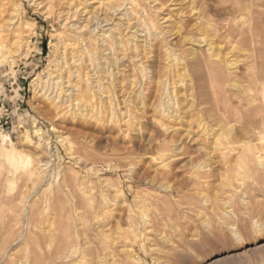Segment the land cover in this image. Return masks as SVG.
I'll use <instances>...</instances> for the list:
<instances>
[{"label": "rangeland", "instance_id": "1", "mask_svg": "<svg viewBox=\"0 0 264 264\" xmlns=\"http://www.w3.org/2000/svg\"><path fill=\"white\" fill-rule=\"evenodd\" d=\"M57 1L50 15L31 0L0 10L1 26L16 10L27 27L21 45L0 28V135L29 159L11 167L0 155V264H57L58 250L59 264L110 263L111 249L120 264H264V0H137L158 28L140 26L135 42L129 18L95 25L97 0L82 15ZM83 46L104 89L60 110L53 84ZM213 56L218 69L206 68ZM149 195L164 214L154 228L141 216Z\"/></svg>", "mask_w": 264, "mask_h": 264}, {"label": "bare ground", "instance_id": "2", "mask_svg": "<svg viewBox=\"0 0 264 264\" xmlns=\"http://www.w3.org/2000/svg\"><path fill=\"white\" fill-rule=\"evenodd\" d=\"M3 2V0H0V2ZM5 1V0H4ZM32 2L36 3V6H41L43 4H45L46 6L43 7L45 9V12L44 14H47V15H50L51 14V10L52 9V5H53V2L54 0H31ZM59 1V0H58ZM57 1V2H58ZM61 1H64V0H61ZM88 0H68V5L69 6H72L73 3L76 4L71 10L69 8V11H74V13L76 14V12L81 8V6H83L85 3H87ZM66 2V0H65ZM89 2V1H88ZM103 2V1H102ZM101 0H97L91 7H93L94 5H96V7L93 8V12L98 9L100 10V13L101 15H99V12L97 11V14L95 13H91V20H94L96 22L95 25H100L101 23H103L105 25H110L108 23H110V18L111 16L113 15H118L119 16V20H123L124 18V21H126L127 18H129L126 22H125V30H128L130 31V35H129V38H131V41L132 42H135V38H136V34L137 32H139L138 28L140 26H145V30H151V31H156V29L158 28V25L151 19L149 18L148 14L145 13V10L141 7V5L139 3H137V0H120L119 2H113L112 0H108V4L107 3H102ZM263 2V1H262ZM56 3V2H55ZM60 3H63V2H60ZM14 4L12 3V0H6L5 2H3L1 5H0V10L1 8H3V6H13ZM54 7V6H53ZM103 8L104 11H103ZM68 11V12H69ZM79 11H83L82 9H80ZM71 13V12H70ZM73 13V12H72ZM73 13V15L75 16V14ZM84 13V11L81 13V15ZM13 16L7 20V24H3L2 26L0 25V28H7L10 32V34L13 35V38L16 40L14 41V45H21L23 43V34L25 33V30L27 29V27L23 26L22 24H20L18 21V18H17V11L16 10H13ZM255 19H254V23H253V26H252V30L253 31H258L259 30V22L257 21V19L259 18L258 17V13H255ZM69 15V14H67ZM71 16V15H70ZM69 17V16H68ZM90 18V17H88ZM67 20V19H66ZM87 20V19H86ZM163 22H166L168 20V18H162L161 19ZM199 19H196V21H198ZM31 22V21H30ZM261 23V22H260ZM114 24V23H112ZM199 24V23H198ZM203 24V23H202ZM202 24L200 23V27L202 26ZM102 25V24H101ZM198 25V26H199ZM85 26H83L84 28ZM207 27H204V25L202 26V30L205 31L207 30ZM96 28V27H95ZM177 28V27H176ZM115 29V28H114ZM116 30V29H115ZM119 30V29H117ZM201 31V30H200ZM99 33V32H98ZM170 33V32H169ZM106 34V32L104 33V35ZM161 34V33H160ZM102 33L100 35H97L98 37H96V39L98 38V43L100 44V49H103L104 51H111L112 48H113V44L110 43V44H107V45H104V43L106 42L105 41V36H104ZM125 36V35H124ZM124 36L122 34L118 35L119 38H124ZM133 36V37H132ZM205 37V36H204ZM253 37V35H252ZM121 38V39H122ZM209 38V37H207ZM256 38V37H255ZM258 39V38H257ZM128 40V39H127ZM256 40V39H255ZM0 41H1V37H0ZM81 42L83 43L84 42V39H81ZM80 42V43H81ZM202 42V41H201ZM255 42V41H253ZM122 49H124V51L126 52L128 50V43L127 41H124V40H120L119 39V43H118ZM241 44V43H240ZM207 45V44H206ZM213 45V44H212ZM208 48L210 49L211 48V44L209 42V44L207 45ZM259 46V44H258ZM255 47V46H254ZM3 48H4V45L2 42H0V58L2 60H8V56H9V52L7 53H3ZM257 48V49H256ZM260 48V47H259ZM258 47H255L254 51H258L259 50ZM68 50V49H67ZM94 50L93 48L89 47V46H83L82 48H77L75 50V52H70L68 53V56H69V62L70 64H72L70 67H68L67 71H66V75H65V79L61 78L62 81H64L63 83L61 82H58L59 79H57V81H55V83L53 84L55 87H53L54 89V98L55 100L56 99H60L59 103H58V109L65 106L66 108H70L71 106L74 107L73 103L75 102L76 103V100L77 98H74L75 97V93L79 92V91H83V93H87V95L85 94V97L87 98V96H90L93 92H99V90L101 88H103L102 86V79L100 76H96V74L98 75L99 73L96 71L94 72V69H93V59L92 58V55L94 54L95 56V53H94ZM211 52V51H210ZM241 52V51H240ZM255 52V53H256ZM259 52V51H258ZM99 53V52H98ZM209 53V52H208ZM243 53V52H242ZM257 54V53H256ZM209 55V54H208ZM250 55V54H249ZM215 58V56H213ZM212 57V58H213ZM258 58V56H257ZM259 60V59H258ZM174 61V60H173ZM253 61V59H252ZM192 62V61H191ZM228 62V61H227ZM224 63V58H215V60L213 61H208L205 62V65H206V68H210V69H218L221 67V64ZM235 63V62H234ZM247 63V62H246ZM258 64V63H257ZM256 66V65H255ZM94 73V74H92ZM176 76V74H174ZM182 75V74H181ZM60 76V75H59ZM180 76V75H179ZM228 77V76H226ZM71 78H72V81H71ZM257 81H260L259 78L256 79ZM34 82V81H33ZM35 85V83L33 84L32 83V87ZM210 85V84H209ZM260 85V83H259ZM229 86V85H228ZM211 87V86H210ZM226 87V86H224ZM259 87V86H258ZM257 88V87H256ZM35 89V88H34ZM104 89V88H103ZM192 89V88H191ZM214 89V88H212ZM95 90V91H94ZM98 90V91H96ZM225 90V88H224ZM101 91V90H100ZM214 91V90H213ZM90 92L91 94L88 95ZM193 92H196V91H193ZM263 93V92H262ZM261 93V98H262V101L264 102V95ZM94 94V93H93ZM92 94V95H93ZM108 94V93H107ZM224 94H226L224 92ZM97 96V94H94ZM93 95V96H94ZM100 95V93H99ZM197 95V94H196ZM227 95V94H226ZM92 96V97H93ZM108 96V95H107ZM213 96V95H212ZM218 96V94H217ZM260 96V95H259ZM91 97V99H92ZM95 97V96H94ZM247 97V96H246ZM255 97V96H254ZM84 98V100L86 99ZM89 98V97H88ZM87 98V99H88ZM108 98V97H107ZM79 99V97H78ZM90 99V98H89ZM88 99V100H89ZM97 99V97H96ZM100 99V98H99ZM110 99V97H109ZM251 99H254L253 97H251ZM257 99H259L257 97ZM54 100V101H55ZM94 101V99L92 100ZM101 101V100H100ZM99 101V102H100ZM103 101V100H102ZM109 101V100H108ZM57 102V101H55ZM81 102V101H80ZM85 102V101H84ZM83 102V103H84ZM98 100H97V103H92V108H95L96 110L102 112L105 110V108L107 109L108 107L110 109L108 110H114L113 109V104H108L109 102H106V104L104 105L103 102L102 105L101 103H99ZM172 102V101H171ZM260 102H261V99H260ZM262 102V104H264ZM78 103V102H77ZM251 103V102H249ZM248 103V104H249ZM57 104V103H56ZM68 104H72L71 106H69ZM88 104V103H87ZM219 104V103H218ZM252 104V103H251ZM256 104V103H255ZM259 104V103H258ZM110 105V106H109ZM107 106V107H105ZM219 106V105H218ZM252 106V105H251ZM260 106V105H259ZM264 106V105H263ZM263 106L262 109L264 108ZM65 107H63L62 109H65ZM71 107V108H72ZM78 107V106H76ZM89 107H90V103H89ZM226 107V106H224ZM253 107V106H252ZM75 109V108H74ZM71 110V109H70ZM77 110V109H75ZM69 111V110H68ZM260 111V109H259ZM227 109L224 108L223 110H221V117H217L218 118V123L219 124H223V123H228V116H227ZM220 114V113H219ZM260 114V113H259ZM264 114V113H263ZM234 119V118H233ZM214 129V128H212ZM213 131L211 130V127H210V132ZM153 137H156V136H153ZM0 139H1V147H2V150H1V154L0 155H5V161L6 163L8 164V166H11V167H15V166H19L20 164H27L29 163V159L26 157V158H22V154L19 153L13 146L12 142H11V139H10V136L7 135V134H1L0 135ZM156 139V138H155ZM154 140V139H153ZM258 146V145H257ZM256 148V147H254ZM257 150V148H256ZM255 160H260V156L258 155L257 151H256V154H255ZM262 160V158H261ZM259 162V161H258ZM35 172V171H34ZM161 201V198L157 195L155 196H152V195H149L147 197H145V199L143 200V211L142 212V217L144 218V220L146 222L149 223V228H154V227H157L159 225V217L158 216H161L163 217V215H161V211L158 210V203ZM162 204V203H160ZM165 204V202H164ZM141 206V205H140ZM139 206V207H140ZM157 207V209H156ZM154 209L153 212L149 213V211L151 209ZM158 215V216H157ZM130 218L132 219L133 217L130 216ZM142 219V218H141ZM163 221V220H162ZM121 230V229H120ZM118 231V230H117ZM116 231V232H117ZM121 232V231H120ZM119 232H117L118 234ZM126 233V232H125ZM127 235V234H126ZM110 236H114V235H110ZM119 238L120 236H125L124 233H120L119 235ZM106 237H108L107 235L104 236L105 240H106ZM122 239V238H121ZM128 239V238H127ZM130 239V237H129ZM124 240V239H123ZM114 241V239H113ZM116 241V240H115ZM121 241V240H120ZM134 241V239L132 240V242ZM60 242V241H59ZM91 242V241H89ZM91 244L92 243H85L86 245V249H85V256H90V254L92 253V247H91ZM107 244V243H106ZM118 244V242H117ZM119 245V244H118ZM100 246V245H99ZM107 246V245H106ZM105 246V247H106ZM102 247V246H101ZM109 247V246H108ZM111 249V247H109ZM57 249V248H55ZM108 249V248H107ZM96 250V249H94ZM54 251V250H53ZM52 251V252H53ZM101 253V252H100ZM42 254L43 256V253H39V255ZM61 254L60 251H55L54 253H52L51 257H53V260L54 261H58L60 262L62 257H61ZM94 254V253H93ZM97 254V252H96ZM110 254L112 255V260L110 261V263L108 262H103L102 258L101 257H98V254L96 256V258H94L93 261H91L90 264H120L118 262V260H115V254L113 252V250L111 249V252ZM33 255V254H32ZM104 255V254H103ZM102 255V256H103ZM107 256V255H106ZM109 256V254H108ZM110 257V256H109ZM26 258V256H25ZM107 258V257H106ZM84 259V258H83ZM57 262V264H59ZM45 264V263H44Z\"/></svg>", "mask_w": 264, "mask_h": 264}, {"label": "snow or ice", "instance_id": "3", "mask_svg": "<svg viewBox=\"0 0 264 264\" xmlns=\"http://www.w3.org/2000/svg\"><path fill=\"white\" fill-rule=\"evenodd\" d=\"M243 235L242 232H237V233H233L230 235V239H234V240H239L241 238V236Z\"/></svg>", "mask_w": 264, "mask_h": 264}]
</instances>
